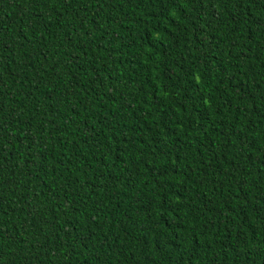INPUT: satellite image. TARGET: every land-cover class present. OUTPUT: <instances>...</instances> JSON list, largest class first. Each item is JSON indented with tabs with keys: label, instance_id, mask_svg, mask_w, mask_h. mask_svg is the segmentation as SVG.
Listing matches in <instances>:
<instances>
[{
	"label": "trees",
	"instance_id": "1",
	"mask_svg": "<svg viewBox=\"0 0 264 264\" xmlns=\"http://www.w3.org/2000/svg\"><path fill=\"white\" fill-rule=\"evenodd\" d=\"M0 264H264V0H0Z\"/></svg>",
	"mask_w": 264,
	"mask_h": 264
}]
</instances>
